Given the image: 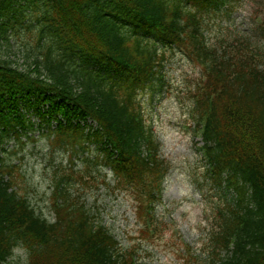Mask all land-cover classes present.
<instances>
[{
    "label": "trees",
    "instance_id": "obj_1",
    "mask_svg": "<svg viewBox=\"0 0 264 264\" xmlns=\"http://www.w3.org/2000/svg\"><path fill=\"white\" fill-rule=\"evenodd\" d=\"M223 1L0 0L4 55L11 36L22 28L30 36L35 29L23 69L0 54V144L9 135L20 141L37 125L54 148L96 152L94 159L83 158L89 162L83 172L63 177L62 193H53L52 200L61 199L60 207H51L53 223L37 215L26 198L8 192L11 183L3 175L10 169L0 168V264L15 247L29 253L27 264H133L132 251L95 223L99 212L78 204L73 194L83 196L102 183L105 165L121 177L113 188L126 191L139 211L155 198L168 164L144 122L140 95L160 88L159 44L181 49L204 68L190 116L205 141L211 191L221 193L225 181L234 193L232 204L213 206L219 221L210 231L213 250L225 249L230 240L235 246L232 259L219 264H264V49L248 39L226 41L227 34L217 42L224 47L199 46L203 32L215 26L205 18ZM29 11L38 12V26L26 20ZM259 33L264 36V27ZM78 120L82 125L74 124ZM145 150L152 151L150 166ZM54 173L61 183L60 171ZM211 254L208 262L217 264V253Z\"/></svg>",
    "mask_w": 264,
    "mask_h": 264
},
{
    "label": "rangeland",
    "instance_id": "obj_2",
    "mask_svg": "<svg viewBox=\"0 0 264 264\" xmlns=\"http://www.w3.org/2000/svg\"><path fill=\"white\" fill-rule=\"evenodd\" d=\"M261 2L264 5V0H261ZM252 9L253 3L244 2L242 5L237 6V11L232 12L228 16L229 19H222L229 23L234 33L237 30L250 31L248 27H252L253 24L250 17ZM36 14L34 12L28 17L32 19L33 24L36 22ZM213 34H215L214 30ZM10 39L11 46L8 55H4V48L0 50V54L1 56L10 57L16 60L19 65H22L23 53L33 44L31 36H27L26 33H19L16 40H13L12 37ZM169 54L165 72L166 80L169 83L170 95L158 94L153 102H148V96L146 97V94H144L143 117L155 134L159 144L160 156L164 157L172 166L164 182L163 199L167 208L166 212L169 213V217L174 222H177L176 226L179 227V233L183 235L184 239L189 243H195L205 227L204 206L199 203L198 195L195 192L196 189L191 184L192 173L194 177L200 176V171L198 172L197 170L200 163L197 160L192 137L186 127H184V124L187 125L184 117L186 108L182 106L181 101H178L174 94L184 89V83L185 85L195 83L198 70L194 65L188 63L184 57L178 54L169 56ZM186 77L188 78L185 80ZM43 144L39 142L36 148L28 145L16 155L7 154L6 158L8 162L13 164L16 160L21 162L19 163L18 174H22L23 177H14V180L18 182L19 190L21 186L30 187L26 190L28 197L30 200L36 199V201L41 203L46 214L50 207L47 185L50 181L51 165L46 167L49 169L43 168L48 171L46 174L42 169L43 162L47 158L50 160L53 157L54 163H60V160L65 163L66 159L64 154L49 150ZM42 146H44L43 149ZM21 157L22 159H20ZM82 166L83 162L77 161L73 167L74 172L80 171ZM102 190V192L95 194L94 198L100 199L97 204L102 208L101 211L106 225L119 240L121 246L132 245L136 241L133 235L137 224L134 221V209L131 203L127 199L123 200L120 197H106L107 194H105L104 188ZM90 202H92V199H89V204H91ZM159 209L160 211L164 210L162 206ZM199 223H202V225H199ZM170 235L171 232L169 231L165 234L166 240L155 243V248L152 249V256L142 260L144 264H181L180 260L174 257L172 246L168 245ZM165 242H168V244H165ZM8 260L10 264H25L26 255L14 250Z\"/></svg>",
    "mask_w": 264,
    "mask_h": 264
}]
</instances>
